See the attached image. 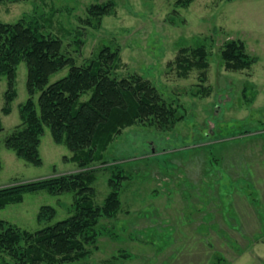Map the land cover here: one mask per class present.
<instances>
[{
  "label": "rangeland",
  "instance_id": "rangeland-1",
  "mask_svg": "<svg viewBox=\"0 0 264 264\" xmlns=\"http://www.w3.org/2000/svg\"><path fill=\"white\" fill-rule=\"evenodd\" d=\"M95 4L111 10L98 19L89 14ZM25 15L47 20L44 30L62 38V52L76 64L105 45L117 50L116 75L149 80L181 116L163 127L147 120L123 128L92 164L99 205L113 168L124 169L121 205L113 218L101 219L89 258L70 264H218L221 257L264 264V0H1L0 21ZM231 41L244 44L249 68L225 67L220 53ZM199 46L207 68L181 76L176 55ZM26 77L22 61L8 113L7 81L0 78V188L87 168L54 142L47 126L40 165L6 147L21 124ZM74 198L73 191L28 192L0 208V219L35 231L70 216Z\"/></svg>",
  "mask_w": 264,
  "mask_h": 264
},
{
  "label": "trees",
  "instance_id": "trees-1",
  "mask_svg": "<svg viewBox=\"0 0 264 264\" xmlns=\"http://www.w3.org/2000/svg\"><path fill=\"white\" fill-rule=\"evenodd\" d=\"M110 10V5L95 4L89 14L99 19ZM45 21L28 15L14 22L0 21V78L4 76L7 81L5 113L16 97L17 67L22 61L27 67L28 98L20 106L21 124L6 137L5 145L18 157L40 165L39 146L47 126L54 142L64 144L72 160L87 168L0 188V208L21 201L28 192L75 193L70 216L35 231L0 219V264L8 263L6 257L15 264H70L88 259L89 244L100 231L101 219L113 218L119 211L120 178L125 175L121 165L113 168L109 192L99 205L94 202L92 183L97 168L92 164L102 160L103 152L123 128L147 120L163 127L181 119L149 80L139 74L116 75L120 66L117 50L105 45L84 63L76 64L62 52V38L44 30ZM220 55L229 70L249 68L252 62L241 41L228 42ZM206 58L202 46L190 53L182 48L174 62L184 76L192 69H206ZM67 65L66 75L49 82L51 74ZM218 264L229 262L221 257Z\"/></svg>",
  "mask_w": 264,
  "mask_h": 264
}]
</instances>
